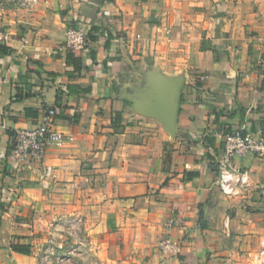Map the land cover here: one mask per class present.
Listing matches in <instances>:
<instances>
[{
	"label": "crops",
	"instance_id": "1",
	"mask_svg": "<svg viewBox=\"0 0 264 264\" xmlns=\"http://www.w3.org/2000/svg\"><path fill=\"white\" fill-rule=\"evenodd\" d=\"M71 27L87 44L67 62ZM0 75V264H38L73 215L89 246L68 264H253L264 158H233L250 182L236 197L216 160L222 132L264 136V0L3 1ZM155 76L182 81L173 135L145 106ZM48 107L73 140L47 146L49 176L13 171L12 134ZM165 239L178 253L160 252Z\"/></svg>",
	"mask_w": 264,
	"mask_h": 264
},
{
	"label": "built area",
	"instance_id": "2",
	"mask_svg": "<svg viewBox=\"0 0 264 264\" xmlns=\"http://www.w3.org/2000/svg\"><path fill=\"white\" fill-rule=\"evenodd\" d=\"M3 1L19 2L21 0H0V2ZM86 44V31L83 28L71 27L58 48L63 51L76 52L82 51ZM199 78L203 80L204 76L201 75ZM56 114V108H44L33 127L15 129L9 151V164L13 171L36 173L38 169H42L43 173L40 177L50 175L51 167L44 163L47 146L73 140L71 135L61 133L54 128L53 122ZM221 135L224 144L222 156L216 160L217 184L224 195L233 197L250 188L247 173L233 165V158L249 154L264 158V136L261 134L245 136L238 129L222 132ZM83 224V219L77 215L52 224L46 244L38 254V264H68L77 253L87 248L89 243L82 233ZM159 250L167 255L178 253L179 248L173 241L165 239L160 243ZM93 264H101V262L95 261Z\"/></svg>",
	"mask_w": 264,
	"mask_h": 264
},
{
	"label": "water",
	"instance_id": "3",
	"mask_svg": "<svg viewBox=\"0 0 264 264\" xmlns=\"http://www.w3.org/2000/svg\"><path fill=\"white\" fill-rule=\"evenodd\" d=\"M181 84L179 78L155 76L151 79L150 93L147 94L145 102L148 113L156 116L172 135L176 130Z\"/></svg>",
	"mask_w": 264,
	"mask_h": 264
},
{
	"label": "trees",
	"instance_id": "4",
	"mask_svg": "<svg viewBox=\"0 0 264 264\" xmlns=\"http://www.w3.org/2000/svg\"><path fill=\"white\" fill-rule=\"evenodd\" d=\"M70 58H75L74 52L68 51L67 52V62L70 61ZM75 60V59H74ZM164 161L166 162V156ZM194 176V173L192 172H185V177L190 179ZM12 249L14 251L23 253V254H28L30 252V246L28 244H21V243H16L11 245Z\"/></svg>",
	"mask_w": 264,
	"mask_h": 264
},
{
	"label": "rangeland",
	"instance_id": "5",
	"mask_svg": "<svg viewBox=\"0 0 264 264\" xmlns=\"http://www.w3.org/2000/svg\"><path fill=\"white\" fill-rule=\"evenodd\" d=\"M246 192L247 191H244V192H242V193H240V194H238L236 196H242ZM253 264H264V245L256 252V255L254 256V262H253Z\"/></svg>",
	"mask_w": 264,
	"mask_h": 264
}]
</instances>
